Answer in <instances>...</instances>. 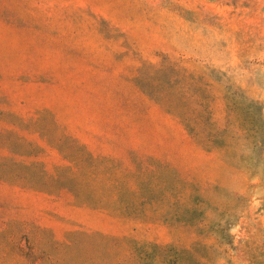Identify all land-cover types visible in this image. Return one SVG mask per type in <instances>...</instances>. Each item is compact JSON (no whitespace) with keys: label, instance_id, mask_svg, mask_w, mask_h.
Returning <instances> with one entry per match:
<instances>
[{"label":"rangeland","instance_id":"1","mask_svg":"<svg viewBox=\"0 0 264 264\" xmlns=\"http://www.w3.org/2000/svg\"><path fill=\"white\" fill-rule=\"evenodd\" d=\"M0 264H264V0H0Z\"/></svg>","mask_w":264,"mask_h":264}]
</instances>
